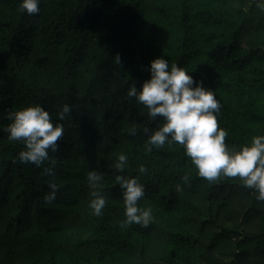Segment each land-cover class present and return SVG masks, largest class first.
Here are the masks:
<instances>
[{"label":"trees","instance_id":"obj_1","mask_svg":"<svg viewBox=\"0 0 264 264\" xmlns=\"http://www.w3.org/2000/svg\"><path fill=\"white\" fill-rule=\"evenodd\" d=\"M20 2L0 0V264H264V201L238 177H199L179 144L145 151L143 129L159 121L126 95L164 57L215 92L229 146L264 135L256 0H41L33 16ZM65 103L72 113L61 121ZM34 105L64 125L59 150L39 167L20 163L25 146L3 131L10 111ZM121 152L129 157L123 174L145 185L138 204L155 217L147 227L120 224ZM94 169L108 197L100 217L88 206ZM186 173L190 186L177 191ZM52 183L59 191L46 202Z\"/></svg>","mask_w":264,"mask_h":264},{"label":"clouds","instance_id":"obj_2","mask_svg":"<svg viewBox=\"0 0 264 264\" xmlns=\"http://www.w3.org/2000/svg\"><path fill=\"white\" fill-rule=\"evenodd\" d=\"M40 3L41 0H21L19 10L30 16L38 15ZM255 6L264 12V0H256ZM115 61L120 62L119 54ZM148 71L150 78L143 82L141 88L138 90L133 83L126 93L127 97L134 98L147 109L148 117L153 122L159 121L154 129H143L148 136L145 151L151 153L153 148L179 144L199 177L210 183L221 178L238 177L243 187L255 191L258 201H264V135L253 136L250 144L241 147L229 146L226 143L229 132L218 121L222 105L213 90L206 88L203 81L197 80L186 68L176 63L170 65L164 57L150 61ZM71 113L72 106L65 103L56 115L63 121ZM7 119L10 123L3 127V131L8 133V139L25 146L18 153L20 163L39 167L50 158V152L59 150L57 142L64 135V125L54 121L42 105L10 111ZM137 131L134 126L130 134L136 135ZM128 161V155L121 152L114 163V168L121 173L115 176V182L122 189L125 205V219L120 224L122 227L133 224L147 227L155 220L153 209L139 206L138 201L145 196L146 189L140 175L133 177L123 174ZM44 171L53 174L52 167ZM138 172L148 174L149 169L141 164ZM103 180L104 174L96 169L87 174L91 196L88 206L90 214L96 217L103 215L108 199L103 191ZM181 180L182 184L176 186L177 191L190 186V175L186 173ZM50 189L44 197L46 202L54 200L59 191L55 183L50 184Z\"/></svg>","mask_w":264,"mask_h":264}]
</instances>
